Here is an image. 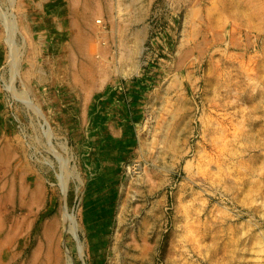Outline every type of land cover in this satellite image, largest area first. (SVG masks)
Wrapping results in <instances>:
<instances>
[{"label": "rangeland", "instance_id": "1", "mask_svg": "<svg viewBox=\"0 0 264 264\" xmlns=\"http://www.w3.org/2000/svg\"><path fill=\"white\" fill-rule=\"evenodd\" d=\"M127 1L0 0V264H264V0Z\"/></svg>", "mask_w": 264, "mask_h": 264}, {"label": "crops", "instance_id": "2", "mask_svg": "<svg viewBox=\"0 0 264 264\" xmlns=\"http://www.w3.org/2000/svg\"><path fill=\"white\" fill-rule=\"evenodd\" d=\"M55 8H58V5L57 6H55ZM59 9H60V7H59ZM70 19H71V22H73V23H75V19H74V16H70ZM67 48H68V46H67ZM72 51H71V49H70V53H71ZM90 94H93L92 92L90 93ZM121 110V108H119V109H115V113H116V115L115 116H117L118 114H120V113H122L123 111H120ZM87 111H90V114L91 113H93L94 115H92L93 117H96L97 116V114L99 115L100 114V116H101V118L103 119V120H101V121H104V122H102L101 124V128H105L106 129V135L108 136V137H113V136H116L117 137V135H119V130L121 129L120 128V124H119V122H118V120L120 119V118H115V119H112L111 121H106L107 120V115L105 114V111H100V109H99V107L98 106H96V107H90V108H88L87 109ZM100 111V112H99ZM120 111V112H119ZM106 115V116H105Z\"/></svg>", "mask_w": 264, "mask_h": 264}, {"label": "bare ground", "instance_id": "3", "mask_svg": "<svg viewBox=\"0 0 264 264\" xmlns=\"http://www.w3.org/2000/svg\"><path fill=\"white\" fill-rule=\"evenodd\" d=\"M127 1V0H126ZM128 2V1H127ZM132 2V1H131ZM125 3V2H124ZM137 3V2H136ZM142 4V3H141ZM109 5V4H108ZM113 6V5H112ZM134 6V5H133ZM143 6V5H142ZM145 6V5H144ZM115 7V6H114ZM113 8V7H112ZM121 9H123L122 7H120ZM136 8V7H135ZM117 9V8H116ZM132 9V8H131ZM141 9V8H140ZM134 10V9H133ZM133 10H131V11H133ZM143 10H145V9H143ZM122 11V10H121ZM140 13V12H139ZM139 13H137V14H139ZM145 13V12H144ZM129 14V13H128ZM131 14H132V12H131ZM110 15V14H109ZM123 15V14H122ZM121 15V16H122ZM141 15V14H140ZM127 16H129V15H127ZM108 17V16H107ZM130 17V16H129ZM138 17V16H137ZM119 18V17H118ZM131 18V17H130ZM132 18H133V16H132ZM141 19V18H140ZM116 20V19H115ZM125 20V19H124ZM127 20V19H126ZM131 20V19H130ZM137 20V19H136ZM128 21V20H127ZM134 21V20H133ZM133 21H131V22H133ZM140 21V20H139ZM108 22H109V20H108ZM130 23V22H129ZM134 23V22H133ZM122 25V24H121ZM136 25V24H135ZM116 26V25H115ZM124 26V25H123ZM129 26H131V25H129ZM119 27V26H118ZM121 27V26H120ZM124 27H126V24H125V26ZM139 27V26H138ZM120 29V28H119ZM133 29V28H132ZM137 29H139V28H137ZM129 30V29H128ZM135 30V29H134ZM130 31V30H129ZM140 31V30H139ZM142 31V30H141ZM140 31V32H141ZM115 32H116V30H115ZM120 32V31H119ZM123 32V31H122ZM132 33V32H131ZM131 33H130V35H131ZM128 34V33H127ZM143 35V34H142ZM123 36H127V35H123ZM137 36H138V34H137ZM141 36V35H140ZM139 36V37H140ZM133 37V36H132ZM124 38V37H123ZM127 38V37H126ZM135 38V37H134ZM137 38V37H136ZM138 39V38H137ZM123 41L125 40V39H122ZM139 41L141 40V38L140 39H138ZM132 41H133V39H132ZM135 41V40H134ZM129 43H130V40H129ZM135 43V42H134ZM125 44H126V42H125ZM133 44V43H132ZM138 45V44H137ZM136 46V45H135ZM141 46V45H140ZM133 47V46H132ZM136 48V47H135ZM126 49V48H125ZM129 49V48H128ZM134 50V49H133ZM137 50V49H136ZM117 51V50H116ZM132 51V50H131ZM138 52H140V49L138 48ZM137 53V52H136ZM127 54V53H126ZM131 54V53H130ZM139 54V53H138ZM121 56H123V55H121ZM128 57V56H127ZM115 58H117V57H115ZM136 59V58H135ZM119 60V59H118ZM133 61V60H132ZM133 63H135V62H133ZM137 63V62H136ZM127 64V63H126ZM129 64V63H128ZM127 64V65H128ZM119 66V65H118ZM124 67V66H123ZM119 69V68H118ZM131 70V69H130ZM123 74V73H122ZM63 159V158H62ZM263 170V169H262ZM226 173V172H225ZM236 185V184H235ZM238 185V184H237ZM243 186H244V183H243ZM243 189H244V187H242ZM244 191V190H243ZM187 212H189V211H187ZM187 214V213H186ZM189 214V213H188ZM69 216H70V213H69ZM71 217V216H70ZM65 219H66V217H65ZM190 219V218H189ZM191 220V219H190ZM188 221V220H187ZM186 221V222H187ZM185 222V221H184ZM192 222V221H191ZM195 222V221H194ZM187 223H189V221L187 222ZM196 223V222H195ZM191 224V223H190ZM193 224V223H192ZM71 225V224H70ZM196 225H198V224H196ZM189 227H188V224H187V229H188ZM195 227H193L192 229H194ZM190 229V228H189ZM195 229H197V228H195ZM199 229V228H198ZM189 231V230H188ZM199 231V230H198ZM186 232V231H185ZM201 232V231H200ZM187 233V232H186ZM194 233V232H193ZM195 234V233H194ZM197 235H198V233H197ZM257 242V241H256ZM259 242V241H258ZM261 244V243H260ZM243 245V244H242ZM262 251V250H261ZM66 253H68L67 251H66ZM241 253V252H240ZM242 254V253H241ZM242 256V255H241ZM66 264H71V258H70V256H69V254H67V261H66ZM256 264V263H255Z\"/></svg>", "mask_w": 264, "mask_h": 264}]
</instances>
